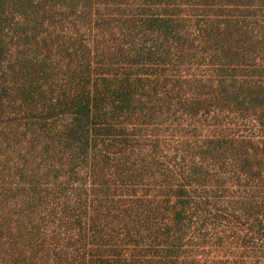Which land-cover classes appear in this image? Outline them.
Segmentation results:
<instances>
[{
  "label": "trees",
  "instance_id": "1",
  "mask_svg": "<svg viewBox=\"0 0 264 264\" xmlns=\"http://www.w3.org/2000/svg\"><path fill=\"white\" fill-rule=\"evenodd\" d=\"M0 264H264V0H0Z\"/></svg>",
  "mask_w": 264,
  "mask_h": 264
}]
</instances>
